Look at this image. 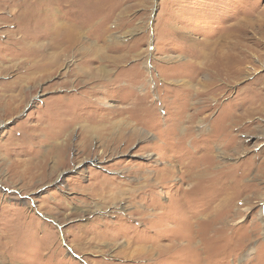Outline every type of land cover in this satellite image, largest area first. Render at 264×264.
<instances>
[{
    "label": "rangeland",
    "instance_id": "374dc122",
    "mask_svg": "<svg viewBox=\"0 0 264 264\" xmlns=\"http://www.w3.org/2000/svg\"><path fill=\"white\" fill-rule=\"evenodd\" d=\"M0 264H264V0H0Z\"/></svg>",
    "mask_w": 264,
    "mask_h": 264
},
{
    "label": "bare ground",
    "instance_id": "6f19581e",
    "mask_svg": "<svg viewBox=\"0 0 264 264\" xmlns=\"http://www.w3.org/2000/svg\"><path fill=\"white\" fill-rule=\"evenodd\" d=\"M61 5V4H60ZM63 22V21H62ZM58 23L57 24H55V27L54 28H52L51 30H52V33H51V35L53 34V36H52V40H51V42H49L48 44H47V49H42V50H40V52H39V59L38 60H35V58H34V61H36V66L38 67V68H41L42 69V71H44L45 69H47L46 67H50V66H53L57 61H58V59L60 58V56H63V55H66V54H69V48H70V42H71V38L73 37V31H72V28L71 27H69V26H66V24H60V25H58ZM64 26H65V28H64ZM74 27V26H73ZM74 29V28H73ZM80 29V28H79ZM76 30V29H75ZM77 31V30H76ZM61 38V39H60ZM64 45V47L62 48V46ZM49 49V50H48ZM23 53V52H22ZM37 53V52H36ZM65 57V56H64ZM63 59V58H62ZM204 59V58H203ZM63 61V60H62ZM7 62V61H6ZM23 64V63H22ZM35 67V66H34ZM57 67V66H56ZM26 68V67H25ZM54 68V67H53ZM48 71V70H47ZM47 71H45V72H47ZM54 73V72H53ZM51 76V75H50ZM23 82V81H22ZM220 85V84H219ZM222 86H224V85H222ZM214 89V88H213ZM21 90V89H20ZM18 98V97H17ZM21 98V97H20ZM19 99V98H18ZM22 99V98H21ZM217 104V103H216ZM203 107V106H202ZM208 107V106H207ZM194 115V114H193ZM193 115L191 114V116L193 117ZM109 116V115H108ZM124 121V119H120V122L122 123ZM118 123V122H117ZM129 123V122H128ZM129 125H130V123H129ZM62 135H63V133H62ZM122 138H125L124 136H119V137H117L115 140H118V139H122ZM133 138V135L132 136H129V138H126V139H129L130 141H131V139ZM125 139V140H126ZM110 140V139H109ZM113 140V139H112ZM125 141L124 143L125 144H127V145H129L128 143L130 142V141ZM107 141V140H106ZM56 148H58V146L56 145L55 146ZM125 148V147H124ZM126 149H128V147H126ZM59 150H61V149H59ZM116 150V149H115ZM61 152V151H60ZM111 152V151H110ZM108 153V152H107ZM106 153V154H107ZM114 153V152H113ZM125 153H127L126 152V150H123V151H121V154L122 155H124ZM105 154V151L103 150L102 151V153H101V156H102V159H104V155ZM59 158V157H58ZM110 160H108L107 162H109ZM63 162V161H62ZM43 163V162H42ZM61 167V166H60ZM104 168H106L107 169V167L106 166H103ZM131 167V166H130ZM140 167V168H139ZM139 167H132V168H128L127 169V171H129L127 174L128 175H126V173L125 174H123V176H121V177H116L117 179L116 180H112L113 178H110V177H104V178H102V179H100L99 180V182L96 184V188L94 189V190H92L94 193H95V196H98L99 198H97V199H100V200H97V205L98 206H105V205H107V204H115L114 202H116V204H115V207L116 208H119L118 206L120 205V204H122L123 205V203H125V202H129L130 204H128V206L130 207H132V208H136V206L135 205H139V206H141L139 209H141V210H138V211H140V213H141V216H140V214H139V219H136V221H137V223H142L147 217H148V212H147V209L145 208V207H147L146 205H147V196H145L141 191H143V190H141L140 191V194L142 195V196H140V194L139 195H137L139 192H137V193H133V194H131V195H129V193L131 192V191H134L135 189L133 188L132 190L131 189H129V185H127L126 187H124V183H123V186H122V182H123V180H122V178L124 177V178H126V177H130L131 175V172L133 171V172H135V173H139V172H137V170H144L143 168H142V166H139ZM55 168V167H54ZM53 168V169H54ZM173 168V167H172ZM187 170V169H186ZM201 170V169H200ZM147 171V170H146ZM163 171V170H162ZM177 171V170H176ZM145 172V171H144ZM192 172H193V170H192ZM191 172V170H190V173H192ZM157 175H159L158 173H157ZM156 175V176H157ZM201 176H203L202 174H200L199 176H197V175H195V174H193L192 173V175L190 176L189 175V177H192L191 178V180L192 179H194V178H196L197 179V177H201ZM114 177V176H113ZM132 177V176H131ZM133 177H134V175H133ZM145 177H151L149 174L147 175L146 174V176ZM115 178V177H114ZM160 178V177H159ZM146 180H148V179H146ZM158 182V184H156L157 185V188L158 187H162L161 185L163 184V179L162 180H158L157 181ZM154 183V182H153ZM144 184H145V182H144ZM112 185L114 186V187H112ZM133 185H134V183H133ZM151 185V184H150ZM195 185V184H194ZM110 186L112 187V188H110ZM153 187V186H152ZM156 189V188H155ZM88 196V195H87ZM93 196V195H92ZM139 196V199L137 200V204H132L134 201H135V199L137 198ZM159 196V195H158ZM86 199H88V198H86ZM146 200V201H145ZM224 200H226V198L224 199ZM89 202V201H88ZM119 203V204H118ZM108 206V205H107ZM126 206V205H125ZM112 207V206H111ZM115 207H113V208H115ZM148 207H149V204H148ZM217 208L219 207H221V205L219 204V205H217L216 206ZM223 207V206H222ZM150 208V207H149ZM163 209V207H161V205L157 202V201H154V206H153V209L154 210H157V209ZM93 209V208H92ZM128 209V208H127ZM137 209H138V207H137ZM161 209V210H162ZM102 210H103V208H102ZM101 210V211H102ZM219 210V209H218ZM93 211V210H92ZM89 212V211H88ZM120 214H121V211L119 212ZM150 214V213H149ZM152 214H153V212H152ZM123 215L126 217V218H130V219H133V215H134V212H129V213H123ZM143 215H145V216H143ZM162 215V214H161ZM122 216V215H121ZM98 218V217H97ZM96 218V219H97ZM165 220H166V218H165ZM133 221V220H132ZM204 221V220H203ZM112 222V221H111ZM144 224V227H148V225H147V223H143ZM138 225V224H137ZM116 226V225H115ZM114 226V227H115ZM105 229V228H104ZM178 229V228H177ZM106 231V230H105ZM202 231H204V230H202ZM107 232V231H106ZM174 234V233H173ZM104 235L105 234H100V235H98V236H100V237H102V238H100L99 239V241H101V242H106V240H104ZM91 236V235H90ZM94 237V236H93ZM145 237V236H144ZM91 239V238H90ZM92 241V240H91ZM95 242H98V241H95ZM188 243H190V242H188ZM109 244H110V242H109ZM108 244V245H109ZM179 244V243H178ZM141 245V244H140ZM177 245V244H176ZM185 245V244H184ZM179 246V245H178ZM142 249H143V253L144 254H146L145 253V251L144 250H148L149 252H148V255H151L152 253H153V251H156L157 250V248H159V245L158 244H151V246H145V244L143 245V247H141ZM140 248V249H141ZM87 249V248H86ZM176 249V248H175ZM136 250H137V248H136ZM181 250V249H180ZM187 250V249H186ZM96 251V250H95ZM124 252V251H123ZM143 253H139V255H144ZM133 254V253H132ZM147 255V256H148Z\"/></svg>",
    "mask_w": 264,
    "mask_h": 264
}]
</instances>
